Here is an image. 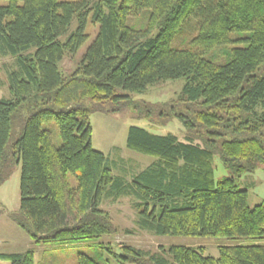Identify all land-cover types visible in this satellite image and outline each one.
Returning <instances> with one entry per match:
<instances>
[{
  "label": "trees",
  "instance_id": "obj_1",
  "mask_svg": "<svg viewBox=\"0 0 264 264\" xmlns=\"http://www.w3.org/2000/svg\"><path fill=\"white\" fill-rule=\"evenodd\" d=\"M145 11L143 28L129 24ZM90 22L98 33L66 74L61 64L87 42ZM190 23L196 32L190 43L174 46ZM210 52L225 62L207 58ZM8 55L18 69L10 72L13 97L0 100V180L13 159L22 161L20 211L9 217L35 244L117 234L101 204L131 196L142 229L234 242L220 245L218 257L204 246L154 254L132 245H123L122 254L110 248L120 264H264V202L252 207L248 189L238 184L245 173L264 169V0H7L0 5V57ZM182 77L186 112L178 116L210 136L182 141L132 125L128 147L157 159L132 181L114 176L107 156L93 147L91 115L123 111L130 93ZM29 102L35 110L13 138V119ZM51 121L61 146L44 128ZM217 155L232 172L219 181ZM35 257L33 247L0 253L11 264H36ZM78 264L101 263L81 252Z\"/></svg>",
  "mask_w": 264,
  "mask_h": 264
},
{
  "label": "rangeland",
  "instance_id": "obj_2",
  "mask_svg": "<svg viewBox=\"0 0 264 264\" xmlns=\"http://www.w3.org/2000/svg\"><path fill=\"white\" fill-rule=\"evenodd\" d=\"M7 4V0H0V5ZM149 13L145 11L140 16L129 18V24L136 28H143L148 21ZM195 20V19H194ZM77 21L73 22L65 40L75 28ZM99 30L98 25L92 22L87 27L90 35L81 49L72 56H67L62 62V68L66 74L74 71L80 64L87 48L96 37ZM185 34L174 41V46H186L190 43L193 34V25L190 23L184 30ZM158 33V29L153 35ZM193 34V35H192ZM248 32L243 34L248 36ZM244 44H232L230 47L243 46ZM219 51V50H218ZM218 51L216 54H218ZM213 52L205 54L209 59L218 63L225 62V57H215ZM17 58L14 55L0 57V100L13 97L10 86V72L18 69ZM186 78L167 80L161 84L150 86L143 93H130L131 103L126 109L116 113L95 112L91 115L93 125V147L103 152L110 161L112 174L127 181H132L135 176L145 170L156 157L132 150L127 145L129 129L132 125L144 127L155 134L173 133L180 140L186 141L191 138H202L210 136L206 129L196 123L195 127L188 128L184 125L178 114L186 112L185 105L180 102V94L185 85ZM180 103H179V102ZM32 102L27 103L13 119V138L17 137L22 130L25 118L34 111ZM192 117V115H191ZM54 133V141L58 146L62 145L59 126L56 121L44 124ZM223 138H220L222 140ZM196 142L200 140L196 139ZM215 174L219 181L225 176H231V170L224 166L219 155L215 158ZM21 176L22 161L13 159L10 165L4 168L0 180V252L24 251L33 247L36 254V264H78L79 253L89 254L101 264H120L114 253L122 254L123 245H132L148 253H158L162 247L169 249L173 245L204 246L206 255L219 256V246L233 243L234 240L227 237L215 236H178L157 235L147 229L140 228L138 224L139 209L135 206L137 200L131 196L118 198H105L101 207L107 210L118 229L115 235H108L100 239L85 240L65 245H37L32 243L30 235L13 220L9 213H17L21 206ZM70 182L77 185L76 178L70 174ZM242 189H248L249 204L254 207L264 202V169L259 167L254 172H247L238 179ZM11 236L6 238L4 235ZM31 244V247H29ZM135 264V263H125Z\"/></svg>",
  "mask_w": 264,
  "mask_h": 264
},
{
  "label": "crops",
  "instance_id": "obj_3",
  "mask_svg": "<svg viewBox=\"0 0 264 264\" xmlns=\"http://www.w3.org/2000/svg\"><path fill=\"white\" fill-rule=\"evenodd\" d=\"M9 215V214H8ZM11 219V218H10ZM4 237H6V238H11V236H7L6 234L4 235ZM32 239V238H31ZM32 243L33 244H35L34 242H33V240H32ZM37 245H44V244H37ZM65 246H68V245H65ZM29 247H31V244H30V246ZM27 249H29V248H27ZM26 249V250H27ZM35 250V249H34ZM25 251V250H24ZM14 252H17V251H11V252H5V251H2V252H0V253H14ZM20 252H23V251H20ZM0 264H11L8 260H2V259H0Z\"/></svg>",
  "mask_w": 264,
  "mask_h": 264
}]
</instances>
